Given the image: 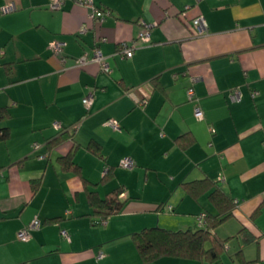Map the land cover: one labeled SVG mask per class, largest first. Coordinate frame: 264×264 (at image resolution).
<instances>
[{
	"label": "crops",
	"instance_id": "0c3cea01",
	"mask_svg": "<svg viewBox=\"0 0 264 264\" xmlns=\"http://www.w3.org/2000/svg\"><path fill=\"white\" fill-rule=\"evenodd\" d=\"M49 2L0 0V9L15 7L0 13V129L9 131L0 141V264H141L132 236L194 230L199 214H217L215 188L234 211L214 231L227 243L212 264H264V0H94L108 12L98 25L70 1L58 11ZM143 24L153 25L149 44L123 58L120 46ZM54 40L65 44L60 55L49 49ZM95 46L109 75L95 63L75 66ZM110 119L120 130L105 125ZM68 154L81 176L59 161ZM126 158L133 169L120 167ZM204 179L210 189L186 192L184 184ZM121 189L120 210L95 225L88 192L104 200ZM35 218L41 227L18 241Z\"/></svg>",
	"mask_w": 264,
	"mask_h": 264
},
{
	"label": "trees",
	"instance_id": "16d2710c",
	"mask_svg": "<svg viewBox=\"0 0 264 264\" xmlns=\"http://www.w3.org/2000/svg\"><path fill=\"white\" fill-rule=\"evenodd\" d=\"M2 112L1 110L0 114ZM66 133L72 134L73 132L67 130ZM8 138V129H0V141H5ZM59 161L64 168L72 169L76 174L81 176L79 167L72 162L71 154L60 158ZM211 187L210 181L206 179L184 184L186 192L193 197L199 196ZM122 192L121 189L110 199L104 200H100L93 193L88 192V202L93 208V215L99 217L94 222L95 225L105 222L108 217L120 210L122 203L117 198ZM209 198L216 207L217 214L209 215L204 213L206 221L204 228L196 227L194 230L173 231L154 227L135 233L132 236V241L140 257L141 264H153L165 257L210 264L216 262L224 252L227 240L218 238L214 231L233 215L234 205L231 198L217 188L211 190Z\"/></svg>",
	"mask_w": 264,
	"mask_h": 264
},
{
	"label": "built area",
	"instance_id": "2783aa9c",
	"mask_svg": "<svg viewBox=\"0 0 264 264\" xmlns=\"http://www.w3.org/2000/svg\"><path fill=\"white\" fill-rule=\"evenodd\" d=\"M66 1L72 2L74 5H77L79 7H82L88 11V19L94 24L98 25L100 24L103 19L106 17L108 12L103 11L99 9L96 5L94 0H50L48 4V10L50 11H58L62 8L63 4ZM15 10V7L11 4L5 5L0 9L1 14H7L11 13ZM192 25L196 28L198 33H203L207 30V25L203 17H197L192 21ZM143 31H141L136 40L133 41L130 45L122 44L119 49V55L122 56L125 59H131L134 55V52L136 49L143 45H147L150 42V30L152 29L153 25H146L143 24ZM87 30V27L83 26L81 28V31L84 32ZM65 44L59 41H52L49 44V49L53 55H60L63 51ZM65 58H61V61L63 64H65ZM90 63H95L98 65L100 71L104 74H110L112 71L109 67V64L106 61V58L104 57L102 51L98 46L93 47L91 51V55L89 56L87 52L83 53L80 57L75 59V66L78 68H82ZM194 82V80H192ZM187 98L191 101L194 100V89L193 87H189L186 91ZM94 98V92H90L86 97L82 99V105L85 110H89L90 106L92 105ZM239 93L237 91H233L230 94V100L231 101H238L239 100ZM147 103V98L143 97L142 100L138 103V105L144 106ZM194 116L196 119L200 120L202 119L203 115L202 112L199 108L194 109ZM79 124H74L72 125L68 131L75 132L78 128ZM105 125L112 128L115 131L120 130L119 124L117 121L110 119L105 122ZM53 127L58 130V131H63L64 128L59 124V123H54ZM211 132H213L212 129H210ZM34 148H38V145H34ZM120 167L131 170L135 167V163L132 159L126 158L123 159L120 163ZM218 180L220 182L224 181L223 176H219ZM168 210L171 211V207H168ZM105 222H101V224H104ZM42 223L39 219L35 218L27 227L23 228L20 230L16 237L18 241L21 242H27L31 239V231L38 230L41 227ZM206 226V221H205V214L201 213L197 216L196 218V227L197 228H204ZM61 236L64 237L66 240H69V237L67 233L62 230L61 231ZM103 254L100 252L98 253V258H102Z\"/></svg>",
	"mask_w": 264,
	"mask_h": 264
}]
</instances>
